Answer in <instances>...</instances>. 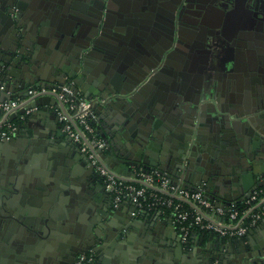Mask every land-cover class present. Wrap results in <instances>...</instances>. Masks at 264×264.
<instances>
[{"label": "crops", "instance_id": "0c3cea01", "mask_svg": "<svg viewBox=\"0 0 264 264\" xmlns=\"http://www.w3.org/2000/svg\"><path fill=\"white\" fill-rule=\"evenodd\" d=\"M73 2L74 0H0V50L10 53L25 50L27 54L19 58V67L15 71L27 68L26 63L31 67L36 64L41 76L34 77L37 80L30 87L40 83L48 87L47 91L38 93L36 106H25L26 110L21 115V121L16 124L12 138L5 140L0 135L6 152L24 157V160L12 166L13 170L10 166L0 168V226L5 227L4 232L7 229L2 236L0 234V264H73L83 249L95 250L96 264H264V216L244 235H194L192 243L188 245L181 240L180 231L169 214L163 211H146L133 216L132 203L123 201L115 206L97 173L98 179L94 180V169L88 164L78 145L68 139L63 122L54 109L56 104L62 105V100L50 91L53 87L72 80L85 97L96 103V93L107 81L110 80L121 90L129 92L133 83L128 82L121 71H111L94 57H86L85 62L82 58V65L76 67L74 52L69 50L71 47L75 48L74 43L67 40L65 44L60 40L74 32L77 14L72 9ZM139 4L136 0H113L108 4L107 11L103 12L106 24L110 25L111 30L114 25L119 33L133 36L136 30L131 23H126L123 16L125 12L132 10L131 6L137 11ZM45 20H50L53 24L43 31L40 24ZM117 21L121 24L116 25ZM121 40H125L123 35ZM161 42L165 41L162 39ZM68 45L71 46L68 48ZM31 54L34 56L27 62ZM60 66L65 71L61 74L64 78L58 80L59 74L56 75L54 70ZM247 81L249 88L251 80ZM160 83L158 85L155 81L142 87L138 99L144 98L152 88L164 84ZM19 97L26 99L22 95ZM220 97L225 98L228 107L236 109L234 116L253 117L256 124L264 130V116L259 113L263 110L255 108V102L250 96L246 98L248 109L242 111L236 108L238 98H232L231 95L230 98L227 94ZM102 115L98 109L94 111L96 130L101 137L102 130L98 125H102ZM5 117L6 111H0V127L9 122V116ZM207 121L208 119L202 120L204 131L208 130ZM146 129L142 126L140 131ZM225 135L231 137L232 132L227 130ZM189 136L190 134L184 135L182 131H178V135L166 147L160 142H151L148 148L150 153L142 156V164L144 165L145 160L157 162L158 158H162L164 160L161 163L166 167L183 165V168L189 169L188 176L191 179H196L197 175L202 176L203 171L197 169L196 165L201 167L204 161H208L207 155L210 156L212 151L217 153L218 149L211 140L206 139L207 135L203 132L197 138V147L194 150L190 147L188 150L189 144L193 143L192 137L187 140ZM192 151L194 154H191ZM259 154L257 158L249 159L256 164L255 170L248 165V161L241 159L237 150L226 152L224 156L227 164L225 169L236 172L237 186L234 194L243 195L238 199H243L258 181L263 180L264 174L260 173L264 172V152ZM132 155L141 156L138 152ZM191 157L194 159L191 160ZM103 158L109 164L111 156L108 149ZM1 160L0 166L6 165L7 160ZM191 162L193 164L190 165ZM124 171L125 173H117L130 176L134 169L132 167ZM245 172L247 174H243ZM38 208L41 209L40 212ZM21 210L40 214V222H43L45 230L38 235L23 233L19 244L12 216L20 214ZM3 214L7 217L3 218ZM146 230L152 231L150 236L157 239L155 246L158 256L160 255L157 262L155 258L147 261V254L143 255L139 250V241L144 238L145 232L148 233ZM207 255L213 257L208 258Z\"/></svg>", "mask_w": 264, "mask_h": 264}, {"label": "water", "instance_id": "95a60500", "mask_svg": "<svg viewBox=\"0 0 264 264\" xmlns=\"http://www.w3.org/2000/svg\"><path fill=\"white\" fill-rule=\"evenodd\" d=\"M112 1L113 0H74L72 9L77 14L74 32L68 36H63L62 39L60 38L62 43L66 44L67 40L74 43L75 48L71 47L69 50L72 49L74 52L76 67L82 65V58L85 62L86 57H94L97 58L99 62H103L104 66L110 68L111 71H121L125 75L124 77L126 80L133 83V88L131 92H129L121 90L116 83L113 84L109 80L104 83L103 87L100 88L101 90L96 93L98 98H96L97 102L93 103V110L97 111L98 109V112L101 115L103 114L100 117L103 119L102 125H98V127L102 130L101 134L106 141L107 149L111 156V161L107 164L109 166L111 165L110 167L116 170L115 172L125 173L124 170H130L132 167L143 165L141 162L143 160L142 156H146L150 153L148 152V148H150L149 145L151 142H160L166 147V145L178 135V131H182L184 135L190 134L187 140H190L189 138L191 137L193 138V143L188 147V150L190 147L194 150V148L197 147V138L199 134L205 132L207 135L206 139L212 141V144L216 146L218 152L213 153L212 151L210 156L207 155L208 161H204L201 166L202 168L200 165H196L197 169L203 171L204 174L202 176L197 175L195 176L196 179H191V177L188 176L189 169L186 167L183 168V165H175L178 169L177 167L175 168V166L166 167V165L161 163L164 160L162 158H158L157 162L145 160L143 165L144 168L158 166L167 170L170 175L173 176L174 180L182 178L183 184L187 186L197 185L206 180L207 195L214 198L220 204H228L233 199L242 197L243 195L239 196L234 194L237 186L235 179L236 172L233 170L227 171L225 169L227 164H225L224 156L226 152L231 153L237 150L241 155V159L246 162L248 161V165L255 170L256 164L252 163L249 159H255L260 155L259 152H264V147L263 149L261 148L264 146V130L256 124L253 117L237 118L234 116L236 109L234 108L233 110L232 107H228L225 104V98L222 99L220 97H225L226 94H230L232 90L239 87L240 80L236 79L233 73L236 69L235 66H233L232 63H226L231 57L227 54L224 55L225 57L223 56L222 65L219 63L217 67L209 65V67L206 68V72L203 71L205 78L200 87V90L202 89L203 92L201 95L198 93L190 95L185 91L186 82H182L181 78L172 80V78H170L171 76L167 74L164 75L163 78L157 79L154 78L153 75L154 71L152 68L155 66L152 65V62L158 57V59L160 58L159 62L161 64H164V62L167 63V56H169L167 52L168 48L165 47L167 43L161 42V40L164 39L163 36L166 34L165 12L168 0L159 2V5L162 6L160 17H156L157 19L152 26H149L152 24L150 20H147L146 25L142 26L139 23L140 19L136 18L134 15L133 12L135 10L132 6L130 7L132 10L125 12L123 17L126 18V23H131V25H133L132 27L136 30L133 36L119 33L114 25V29L112 28L111 30L110 25L106 24V18L103 16V12L105 13L107 11L108 4ZM136 1L140 2L138 6L141 7L143 0ZM152 5L155 6L156 3L153 2ZM50 24H53L50 20L42 21L40 24L41 29L46 31L48 26L50 28ZM118 24H121V22L117 21L116 25ZM156 27L157 29H155ZM157 30H159V33ZM211 33L214 35V32ZM122 35L125 37V40H121ZM157 40L159 44H157ZM215 44V41L209 43L210 47ZM70 46L68 45V48ZM219 46L222 47L221 44ZM26 54L25 50L13 53L0 50V102L21 95L26 97V100L18 107L10 112H6L5 119L8 116L9 118L15 117L17 115V110H26L25 106L27 104H37L36 100L39 95L29 96L28 89L30 88V84L37 80L34 79V77L37 78L41 76L40 68L36 67V64L31 67L26 63L27 68L22 69L20 72L15 71V68L19 67L17 63L19 58H23ZM177 55L182 58L180 53H177ZM33 56L31 54L27 62H29ZM24 65L25 63H23V66ZM158 67H161V65ZM165 69L167 68L162 67L160 71H164ZM250 70L251 76L249 80L251 81L246 94L251 97L255 104L260 106L258 107L260 110H263L259 112L260 116L263 117L264 107H261L259 101L264 99V89H262V87H264V78L257 66L250 68ZM54 71L56 75L59 74L58 80L64 78L61 76L65 71L63 67L60 66ZM85 71L89 72L87 69H85ZM247 73L249 74L248 70ZM155 81L159 83L158 85H161L160 82H164V84L155 89L152 88L144 98L138 99V93H142V87ZM61 91H63V89L58 85L57 90H51L50 92L58 99H61ZM197 91H199V89ZM135 94L136 96H134ZM75 98L76 102L80 101L78 97L75 96ZM237 98L236 100L240 102L241 99L239 95ZM129 99L132 100L130 101ZM62 103L64 104L63 100ZM2 110V107H0V111ZM120 111L122 113H120ZM205 119H208L206 124L208 127L207 131L202 129V120ZM141 125L147 128L146 131H140ZM227 130L232 132L231 137L227 138L225 136ZM145 132L146 134H144ZM67 137L72 140L68 135ZM10 138H5V140H10ZM0 143V160H7L6 165L1 164L0 168L2 167L4 169L6 166H8V168L10 166L11 169L14 164L18 163L20 160H24L22 155H12L4 150L5 144L1 136ZM134 152H138L139 156H141H133L132 154ZM255 152H257V154H255ZM104 154L105 151L102 152V156ZM191 154H194V151H192ZM190 159L192 160L194 157ZM191 164L193 163L191 162L190 165ZM179 168H182V171H179ZM92 173L94 180L98 179L94 170H92ZM243 174H247V172ZM260 174L263 175L264 172ZM263 182L264 181H258L254 188L261 185ZM91 197L93 198L94 196ZM40 210L41 209L38 208V212H40ZM2 217L4 218L7 216L3 214ZM12 217L15 219L14 231L18 232L17 240L19 244H21V240L23 239V233L32 232L38 235L45 230L43 222H40L42 220L40 214H34L29 210H21L20 214L18 213ZM4 229L5 227L3 228L0 226L1 236L7 231L6 229L4 232ZM147 232L148 233H144V238L139 241V250L142 252L141 254H147V261H149V258L152 260L155 258V262H157L160 258V255L158 256L157 253V246H155V241L157 239L150 236L152 231ZM202 240L200 243H202ZM181 244L182 242H180V245ZM194 248L193 246L192 249ZM85 250L88 249L80 251ZM207 257L212 258L213 255H207Z\"/></svg>", "mask_w": 264, "mask_h": 264}, {"label": "built area", "instance_id": "2783aa9c", "mask_svg": "<svg viewBox=\"0 0 264 264\" xmlns=\"http://www.w3.org/2000/svg\"><path fill=\"white\" fill-rule=\"evenodd\" d=\"M60 86L63 89L60 97L66 106L58 103L54 109L63 122V129L78 145L88 164L101 177L115 206L123 201H129L133 205V216L146 211L164 212V209H170L169 215L184 242L189 239L192 224L200 225L201 228L222 236H241L264 216V182L247 193L243 199L220 204L207 195L206 180L197 185L187 186L183 184L182 178L174 180L167 170L158 166L150 168L136 166L130 176L118 174L102 156L107 144L92 122L95 117L93 100L85 97L80 87L72 80ZM47 90L48 87L45 85L31 86L28 95H36ZM53 90L56 88L53 87ZM75 96L80 99L79 102H76ZM24 99L20 97L7 99L0 102V107L10 112L23 103L26 100ZM7 126L8 128L0 127V135L10 138L17 125L8 122ZM239 200H243L247 204L246 207H239L236 204ZM189 216L192 218L190 222H186ZM96 261L95 250L88 249L80 252L73 264H96Z\"/></svg>", "mask_w": 264, "mask_h": 264}, {"label": "flooded vegetation", "instance_id": "af4514ba", "mask_svg": "<svg viewBox=\"0 0 264 264\" xmlns=\"http://www.w3.org/2000/svg\"><path fill=\"white\" fill-rule=\"evenodd\" d=\"M160 1L164 2V0H143L142 6L134 12L142 26L146 25L147 20L152 22L149 25L152 26L160 17L162 10ZM153 2L156 3L155 6L152 5ZM167 2L166 34L163 36V41L167 43L165 47L168 48L169 56L167 63L161 64L158 57L152 62L155 66L152 68L154 78L160 79L167 74L172 80L181 78L182 82H186V92L190 95L194 93L201 95L203 91L200 87L204 82L206 68L209 65L217 67L219 63L222 65L223 56L227 54L231 58L226 63L235 66L234 76L240 80L239 87L232 90L228 97L231 95L232 98H237L239 95L241 102L236 108L238 111L248 109L246 98L249 96L246 92L247 80L251 76L250 68L257 66L264 78V0H168ZM157 31L159 33V30ZM211 32H214V35ZM214 41L216 44L210 47L209 43ZM157 44H159L158 40ZM220 44L222 47L219 46ZM177 53H180L182 58ZM159 65L161 67H158ZM162 67L167 69L160 71ZM55 88L57 90V87ZM259 102L261 107H264V99ZM258 107L260 106L255 104V108Z\"/></svg>", "mask_w": 264, "mask_h": 264}, {"label": "trees", "instance_id": "16d2710c", "mask_svg": "<svg viewBox=\"0 0 264 264\" xmlns=\"http://www.w3.org/2000/svg\"><path fill=\"white\" fill-rule=\"evenodd\" d=\"M23 114V111H19V110H17V115L15 116V117H13V118H9L7 121H9V122H11V123H14V124H17L19 121H21V115ZM92 122H93V124L96 126V121L95 120H92ZM7 125V124H6ZM6 125L5 126H3L4 128L6 127ZM236 204L239 206V207H246V203L243 201V200H239V201H236ZM186 208H187V206H188V204L186 203ZM164 212L166 213V214H169L170 213V209H164ZM191 216H189L188 218H187V221L186 222H190V220H191ZM194 235H199V236H201V235H204V236H206V235H215V236H222V235H220V234H218V233H216V232H214V231H211V230H208V229H204V228H201L200 227V225H197V224H192L191 225V230H190V234H189V239H188V241L187 242H185V244H190V243H192V240H193V236ZM222 237H225V236H222Z\"/></svg>", "mask_w": 264, "mask_h": 264}]
</instances>
